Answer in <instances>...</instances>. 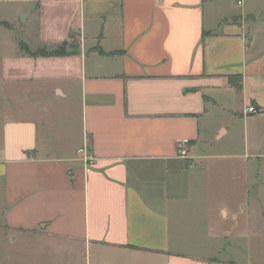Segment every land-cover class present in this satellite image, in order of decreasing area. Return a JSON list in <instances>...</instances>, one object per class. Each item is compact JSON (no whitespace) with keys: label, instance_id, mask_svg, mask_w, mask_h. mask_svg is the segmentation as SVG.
<instances>
[{"label":"crops","instance_id":"1","mask_svg":"<svg viewBox=\"0 0 264 264\" xmlns=\"http://www.w3.org/2000/svg\"><path fill=\"white\" fill-rule=\"evenodd\" d=\"M238 2L0 0V246L24 233L107 264H264V0Z\"/></svg>","mask_w":264,"mask_h":264},{"label":"rangeland","instance_id":"2","mask_svg":"<svg viewBox=\"0 0 264 264\" xmlns=\"http://www.w3.org/2000/svg\"><path fill=\"white\" fill-rule=\"evenodd\" d=\"M13 35L14 37L24 38L25 33L21 34V32L17 31ZM206 133L210 135L208 130H206ZM206 141L205 148H211L213 151H220L232 147L229 144L230 139L217 142L213 137L209 136V138H206ZM233 146H241L239 140H235ZM222 190L220 193V202L224 200L223 198H225L227 194L226 188H222ZM210 199H212V195ZM228 206H231V204H228ZM204 215L205 214H203L202 217ZM231 229V222H226L221 226L220 231L227 232ZM16 237L20 240L18 243L11 244L10 246H0V264H107L105 260L107 256L101 259L99 254L96 253L94 245H92L91 250L86 251L85 248L81 249L79 247L84 245L72 243L65 239L47 238V240L42 241L37 235L24 233L18 236L16 235ZM253 246H255V243H253ZM220 247L222 248L220 249L221 253L227 251L229 241L227 240L223 246ZM223 256L225 257V254H223ZM101 260H104V262H101ZM110 260L112 261L110 264H118L116 263L117 259L115 256Z\"/></svg>","mask_w":264,"mask_h":264},{"label":"built area","instance_id":"3","mask_svg":"<svg viewBox=\"0 0 264 264\" xmlns=\"http://www.w3.org/2000/svg\"><path fill=\"white\" fill-rule=\"evenodd\" d=\"M239 6H243V0H239L238 2ZM247 114H256L258 111L254 107H249L246 110ZM178 153L179 156L182 158L187 159L189 157V150L186 143H180L178 146ZM78 154L81 156V162L85 170H88L89 168L95 166V163L97 161V158L94 154V152L88 147L86 144L82 149L78 150Z\"/></svg>","mask_w":264,"mask_h":264},{"label":"trees","instance_id":"4","mask_svg":"<svg viewBox=\"0 0 264 264\" xmlns=\"http://www.w3.org/2000/svg\"><path fill=\"white\" fill-rule=\"evenodd\" d=\"M69 47L71 48V50L74 49L73 51L75 52L77 45L75 43L68 44L67 42H65L64 44L58 47H55L53 49L49 50L47 48H44L34 53L31 52L28 47H23L22 49L24 52L28 53L29 55L33 57H58V56H67ZM230 82L235 88H237V90L241 89L242 78L232 77L230 79Z\"/></svg>","mask_w":264,"mask_h":264}]
</instances>
